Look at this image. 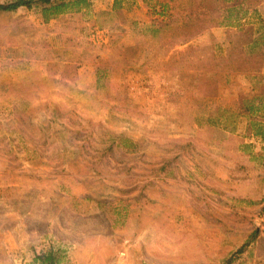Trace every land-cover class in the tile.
Here are the masks:
<instances>
[{
  "label": "rangeland",
  "instance_id": "obj_1",
  "mask_svg": "<svg viewBox=\"0 0 264 264\" xmlns=\"http://www.w3.org/2000/svg\"><path fill=\"white\" fill-rule=\"evenodd\" d=\"M113 1L0 14V264H264V0Z\"/></svg>",
  "mask_w": 264,
  "mask_h": 264
},
{
  "label": "trees",
  "instance_id": "obj_2",
  "mask_svg": "<svg viewBox=\"0 0 264 264\" xmlns=\"http://www.w3.org/2000/svg\"><path fill=\"white\" fill-rule=\"evenodd\" d=\"M121 0L113 1V9L120 8ZM89 0H8L4 3H0V14L3 13H14L18 9L31 10L36 8L39 10L40 18L42 22L47 23L53 18L64 15L70 12H80L89 8ZM149 32H154L153 23L151 27H146ZM157 29V28H156ZM100 79V76L98 77ZM253 240L248 239L247 242L242 245L241 249L237 253L241 252L242 249ZM34 262H39L40 264H55L57 259L52 251L48 253H39L35 255L32 259ZM229 263L231 261H228Z\"/></svg>",
  "mask_w": 264,
  "mask_h": 264
}]
</instances>
